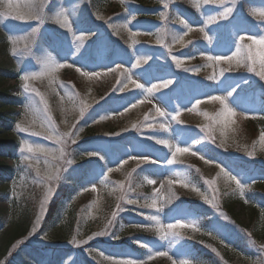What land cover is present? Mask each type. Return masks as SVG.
Wrapping results in <instances>:
<instances>
[{"label": "rangeland", "instance_id": "rangeland-1", "mask_svg": "<svg viewBox=\"0 0 264 264\" xmlns=\"http://www.w3.org/2000/svg\"><path fill=\"white\" fill-rule=\"evenodd\" d=\"M0 2L10 8L13 16H25L23 20L9 17L0 24V30L6 33L5 43H0V64L16 65L19 71L16 81L7 80L2 86H11V92L20 100L19 114H16L12 129L18 137L17 173L9 183L8 196L0 199V211L4 213L2 222L5 224L0 236L8 231L12 224L9 219L16 218L18 211L24 214L29 210L32 217L28 233L10 246L0 259L2 264H47L37 262L34 257H24L26 246H42L49 254H53L55 248H66L69 252L59 251L56 264H75L78 261L83 264L84 259L90 264H194L187 246L192 241L203 244L205 260L211 264H264V250L259 247L264 244V238H260L262 235L251 233V239L256 241L251 243L241 231L243 228L224 209L226 199L230 197L224 195L227 177H216L219 170L216 165L230 169L218 158L213 159L205 153L210 146L224 158L244 161L250 168H255L254 164L264 166V144L256 145L257 155L253 158L243 153L245 146L251 150L252 143L259 139L264 124H257L256 128L257 119H245L244 113L238 114L235 124L230 122L225 129L227 151L207 140H201L193 147L192 151L197 155L177 152L175 148L169 149L157 143L167 139L182 149L193 140L201 139L203 133L196 125L207 124L208 121L197 113H188L186 109L197 100L205 102L203 108L210 109L214 94L233 88L235 91L229 99L234 108L249 117L264 116V81L254 74L240 69L225 73L220 81H208L205 77L214 68L218 71L221 67L219 61L214 68L203 67L197 74L183 70L204 64L201 55H231L240 36L252 45L250 57L257 66L264 61V44L248 39L264 35V22L256 21L248 14L250 7L264 8V0H236L234 5L232 0H225L224 4L209 2L202 4L199 11L193 0H129L123 5L120 0ZM225 8H232V11L227 16H220ZM133 15L135 19L128 23ZM212 16L217 18L205 24V20ZM86 20L92 25H85ZM180 20L186 21L187 27L181 25ZM126 23L127 27H122ZM33 29L38 31L33 32ZM197 29H203V33ZM157 32L166 34L164 42L171 44V55L163 43H158ZM48 33L54 36V41L46 38ZM204 33L209 39L204 38ZM172 34L180 35L182 39L173 43ZM98 41H102L101 48L95 44ZM141 56L150 59L140 67L132 68ZM172 56L180 60V68L175 66ZM53 60L64 66L49 67ZM235 64V60H225L223 66ZM125 72L131 73V79L124 78ZM166 79L173 80V83L152 96L147 95V87ZM136 83L144 87L137 88ZM192 84L193 89L189 86ZM73 91L80 94L79 100L86 107V114L79 121L73 119L72 106L67 101L64 102L69 109L66 117H61L58 111L60 97ZM37 93H42L48 101L60 130L72 134L66 139L76 141L72 147L80 155L70 168L87 159L99 166L96 172L101 171L84 179L68 200L62 199L64 213L57 224L61 226L57 228L67 231L60 239L61 243L53 242L56 235H51L45 228L43 219L50 198L63 192L60 187L70 168L62 180H55L60 168V145L54 140L33 135V132L44 131L40 127L39 116L33 111V101L36 107H42ZM157 109L164 110L166 117H159ZM178 109H185L180 116L183 124L171 122L167 131L156 128L157 124L170 121ZM102 115L108 118L100 120ZM146 115L149 119L139 131L132 127L144 121ZM80 127H84V131L76 135ZM116 133L118 135H114ZM216 134L219 140V129ZM87 139L93 141L81 147L79 144ZM237 145L240 152L236 151ZM40 148L54 151H40ZM154 149L158 152H153ZM200 155L212 163L206 164ZM173 158L176 162L169 163ZM188 165L199 168L200 173ZM248 170L232 174L242 183H252L255 179ZM185 172L199 191H194L192 185L184 188L172 183L179 178L174 177V173ZM105 173L108 179L102 184L100 181ZM144 177L155 183L147 185ZM207 179L215 183L210 187L204 183ZM156 190H160L161 197L172 193L180 197L163 212L157 213L148 206ZM260 193V197H264V186ZM249 194L256 195L252 190L246 193L245 200ZM213 195L217 196L220 211L229 220L223 219L206 202ZM127 199L138 203L127 204ZM231 203L238 208L235 199ZM87 205H91L87 212L82 211ZM118 205L125 210L120 211ZM113 212L117 213L115 220ZM149 215H158L160 223L147 220ZM239 219L246 224L244 216ZM177 220L194 222L195 227L177 228L181 236L161 239L156 234L166 232L167 225L175 224ZM109 221H113L112 224ZM121 223L125 225L123 231L119 230ZM105 228L111 235H95ZM146 234L150 235L149 240L141 237ZM112 236L118 238L113 239ZM143 245L147 250L143 258L132 254L131 246ZM124 248H127L126 252Z\"/></svg>", "mask_w": 264, "mask_h": 264}, {"label": "clouds", "instance_id": "clouds-1", "mask_svg": "<svg viewBox=\"0 0 264 264\" xmlns=\"http://www.w3.org/2000/svg\"><path fill=\"white\" fill-rule=\"evenodd\" d=\"M129 2V0H120V3L123 5L125 3ZM209 2H215V3H220L224 4L225 0H193L194 7L196 8L197 11L200 10L202 4H207ZM233 5L236 3V0H232ZM232 11V8H225L222 13H220V16H227L230 12ZM248 14L256 21L264 22V8H259V7H250L248 9ZM12 17L14 19H20L19 17L13 16L12 11L10 10L9 7H6L2 2H0V24L3 23V21L6 18ZM217 17L212 16L209 17L205 20V24H209L212 21H214ZM135 19V16L133 15L128 23H131L132 20ZM181 25H184L187 27V23L184 20L178 21ZM41 23H43V20L41 19ZM122 27H127V23L122 25ZM33 32L38 31V29H33ZM197 31H200L203 33V29H197ZM164 35L163 33L157 32L156 37L158 43H163V46L168 50L169 55L172 53V47L170 43H165L164 42ZM180 35L177 34H172L171 35V40L174 43L176 40L180 39ZM204 38L207 40L209 37L207 36L206 33H204ZM248 39H251L253 43L256 44H264V35L260 36L259 38L255 37H249ZM77 47H79L78 41H77ZM252 49L251 44H247L245 37L240 36L237 39L236 42V47L235 50L231 53V55L227 57H219V56H204L201 55V58L205 61L204 64L197 65V66H191V67H185L183 70L186 72H192V73H199L201 68L203 67H208L212 66L214 68V65L217 61H219L221 67L219 68L218 71L213 70V72L210 75H207L205 78L208 81H220L221 77L225 75L227 72H233L235 70H240L242 69L245 72L252 73L256 77H258L261 81H264V61H261L259 65L257 66L255 60L251 59L250 57V52ZM51 55V54H50ZM150 59V57L147 56H141L139 60H137L136 63L132 64V68H137L140 67L142 64L147 63V61ZM172 59L175 61V66L177 68H180V60L172 56ZM236 61L235 65H229L228 67H224V61ZM64 65L57 64L55 60L49 65V67H62ZM125 79H131V73L130 72H125L124 74ZM173 83V80L171 79H166L161 81L160 83H154L150 87L146 88V93L148 96H152L154 92L159 91L160 89L167 88L169 85ZM135 87L137 88H143L144 85L141 83H136ZM235 91V88H233L230 91H227L222 94H214L211 97L212 105L210 109H205L202 107V105L205 103L203 101L197 100L195 101L191 107L186 109L188 113H197L203 117H205L208 121L207 124H198L196 125L197 128L200 129V131L203 133V136L201 139L193 140L190 145L184 148H179L173 141L171 140H158L157 143L163 144L169 149L175 148L177 152H184L188 153L191 155H197L196 151H192L193 147L199 143H201V140H207L213 145H216L218 148L223 149L227 151L228 149L225 147V129L227 128L228 124L231 122L233 125L235 124V118L237 117L238 114L244 113L245 119H258L264 117H249L247 113L243 111H238L236 108L232 106L230 103V97H232L233 92ZM37 95L40 97V102L42 104V107H36L35 106V101L32 102L33 104V111L39 116L40 119V127L44 129V131H36L33 132V135L35 136H43L45 139L48 140H54L57 145H60L58 151L60 153L59 160H60V168L58 170L57 175L54 177L55 180L60 181L64 178V173L73 165L77 162V156L80 155L79 153L76 152V150L72 147L76 143L75 140H71L69 142L66 137L71 136V133L68 132H62L60 130V127L57 123L56 118L54 117L52 110L49 107L48 101L45 100L44 95L42 93H37ZM79 93L78 92H66L64 96L60 97V105L58 108V111L61 115V117H66L67 113L69 112V109L65 106V101H67L69 104H71V111L73 113V119L76 121L81 120L85 114H86V107L82 102L79 100ZM100 99H103L101 97ZM185 109H178L175 113L171 115V120H165L162 123H159L156 125V128L158 129H163L167 131L171 125V122H177L180 124L184 123L183 119H180L181 112L184 111ZM158 116L161 118L166 117L167 113L164 110L157 109ZM108 117L107 115H102L99 117L100 120H106ZM149 117L146 115L144 117V121H141L140 123L133 124L132 127L137 129L139 131L144 124L148 121ZM73 127H75V124H73ZM219 129V140L217 137V130ZM84 131V127H80L79 130L77 131L76 135H79V133ZM118 135V133L114 134ZM257 144H264V131H261L259 139L254 141L251 145V150L247 146H245L243 153L249 157L253 158L257 155L256 152V145ZM40 151H54V149H43L40 148ZM236 151L240 152V146L237 145ZM200 159L203 160L206 164L212 163L211 160H206L203 155H200ZM169 163H174L176 162L175 159H170L168 161ZM190 168H195L196 173H200V169L195 167L194 165H188ZM216 167L219 169L218 172L216 173V177L219 178L221 176L227 177V182L225 185L224 189V195L225 196H231L234 199H242L245 200L246 193L250 192L253 190L255 182L252 183H242L241 180L236 176L233 175L231 172L226 170L225 167H221L219 164L216 165ZM135 171V170H133ZM174 177H179L178 179H175L172 181V183H177L180 184L184 188H188L189 185H192V188L194 191H199L200 189L195 186V183L193 180L189 177V175L185 173H174ZM108 179L107 173H105L103 179L100 181L102 184L105 183V181ZM144 182L147 185H152L155 183V181L148 179L147 177H144ZM204 183L208 186H212L215 181L212 179H207L204 180ZM139 187V185H137ZM163 187V186H162ZM213 192L216 191L215 188L212 189ZM153 199L149 207L153 208L156 210L157 213L163 212L165 208L172 204L174 201L179 199V195H176L175 193H172L169 196L166 197H161L160 195V190H156L153 194ZM120 199L123 201L124 197H120ZM207 203L211 204L217 212L221 215V217L225 220H229V217L224 213L220 211V206L218 203V198L216 195H213L211 199L206 200ZM247 203L248 201L245 200ZM127 204H135L138 203L137 200L134 199H127L126 201ZM91 207V205L85 206V208L82 210L84 212H87V209ZM118 208L120 211H124L125 208L121 207L118 205ZM117 213L113 212L112 217L113 220H115ZM147 220L153 221L156 224H159V216L158 215H149L146 217ZM261 219H264V215H262ZM113 221H109V224H112ZM234 223V222H233ZM162 226V225H161ZM195 227L194 222H189L185 223L183 220H177L175 224H168L167 225V231L164 233H159L157 232L156 234L160 236L161 239L167 237V236H181V233L177 232V228H193ZM125 228V225L121 223L120 225V231H123ZM246 236L249 237L251 243H256V241L251 239V233L248 232L245 229H241ZM96 236H109L111 235L109 230L105 228V230L98 231L95 233ZM113 239H117V236H112ZM259 247L264 250V244H260ZM215 251V249H213ZM2 264V262H0Z\"/></svg>", "mask_w": 264, "mask_h": 264}, {"label": "trees", "instance_id": "trees-1", "mask_svg": "<svg viewBox=\"0 0 264 264\" xmlns=\"http://www.w3.org/2000/svg\"><path fill=\"white\" fill-rule=\"evenodd\" d=\"M139 17H143V15H140ZM84 24L87 26L92 25L89 21H84ZM0 43H2V45L5 43V33L2 31H0ZM95 44L101 48L102 41H98ZM17 79L18 71L16 70L15 66L7 65L6 63L0 64V199H4L8 196L9 183L11 179L16 177L17 173L16 148L18 146V137L12 132V124L16 120V114L19 111L20 103L19 97L11 92V86L7 85L4 87L2 84L7 80L16 81ZM255 122L256 126L257 124H264V119L258 118L255 120ZM256 128H258V126ZM92 141L93 140L91 139H87L79 145L83 147L90 144ZM205 153L213 159L218 158L230 169L228 171H231V173H238V171H243L246 168L249 169L248 171L251 174V177L255 179L253 191H255L256 195L252 196L249 194L247 197V203L245 200L235 199L237 201L238 208H236L235 203L234 205L231 203L234 198H230V196L226 199L224 209L238 226L246 229L250 233L258 232L262 235L260 238H264V219H261L262 215H264V197H260L261 187L264 186V166L254 164L255 168H250L248 167L249 165L247 166L244 163V161H238L228 157L224 158L216 151L212 150L210 146L206 148ZM96 167L99 166L91 161L83 160L78 162L73 168L68 170L65 182H63L64 184H61L62 186L60 187L63 189V192H61L60 195L57 194V196L54 198H50L48 201L43 224L45 228L50 230L51 235H56L53 236L54 243H61L62 240L60 239L65 236L67 231L64 230L65 228L62 231H60L62 228H57L58 226H61L57 224L60 222V216L64 213L63 208L65 204L62 199L66 198L68 200L71 193L77 189L78 185H80L84 179H88L93 174L95 175L98 172H101L100 170L96 172ZM3 214L4 213L0 211V233H2V231L5 229V224L2 222ZM29 214V210L24 214L21 211H18L16 218L13 217L9 219V222L11 220L12 224L9 226L8 231L2 235L3 237L0 236V259H2L3 256L7 254L8 249L15 241L19 240L28 233L32 222V217ZM241 216L246 218V224L240 222L239 217ZM149 236L150 235L148 234L141 235L143 239L147 240L150 239ZM187 246L189 247V255L194 257V264H211L209 261L205 260V254L202 251L204 247L203 244L198 241H192L189 242ZM112 248H109L108 250H111ZM65 249L66 248L63 249L62 247H58L54 249L53 254H49L42 246H26L27 252L24 257H34V259L39 261L46 259V263L55 264L58 252ZM125 249L127 250V248H124L123 251L126 252ZM131 250L133 255L140 256V258H143V255L147 252L146 246L144 245L136 247L133 246ZM65 251L69 252L68 250ZM82 263L90 264V262L85 259L82 261ZM75 264H80V261L76 262Z\"/></svg>", "mask_w": 264, "mask_h": 264}, {"label": "snow or ice", "instance_id": "snow-or-ice-1", "mask_svg": "<svg viewBox=\"0 0 264 264\" xmlns=\"http://www.w3.org/2000/svg\"><path fill=\"white\" fill-rule=\"evenodd\" d=\"M18 7V6H17ZM16 17H19L21 20H23V19H25V16L24 15H18V16H16ZM182 39V38H181ZM25 79H26V77H25Z\"/></svg>", "mask_w": 264, "mask_h": 264}]
</instances>
